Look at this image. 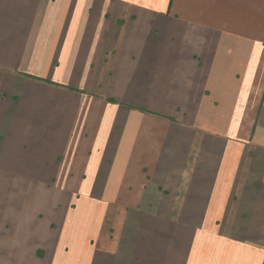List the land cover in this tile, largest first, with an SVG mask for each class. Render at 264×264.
Segmentation results:
<instances>
[{
    "label": "crops",
    "instance_id": "crops-1",
    "mask_svg": "<svg viewBox=\"0 0 264 264\" xmlns=\"http://www.w3.org/2000/svg\"><path fill=\"white\" fill-rule=\"evenodd\" d=\"M263 38V0H0V264H264Z\"/></svg>",
    "mask_w": 264,
    "mask_h": 264
},
{
    "label": "rangeland",
    "instance_id": "rangeland-1",
    "mask_svg": "<svg viewBox=\"0 0 264 264\" xmlns=\"http://www.w3.org/2000/svg\"><path fill=\"white\" fill-rule=\"evenodd\" d=\"M263 37H264V0H263ZM263 51H264V48H263ZM263 56H264V53H263ZM263 70H264V68H263ZM112 213L115 214V212L113 210H109V215Z\"/></svg>",
    "mask_w": 264,
    "mask_h": 264
}]
</instances>
